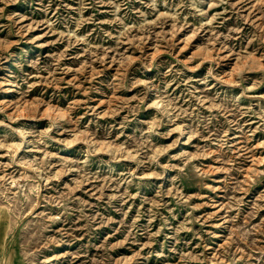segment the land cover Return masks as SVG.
<instances>
[{
	"label": "rangeland",
	"instance_id": "rangeland-1",
	"mask_svg": "<svg viewBox=\"0 0 264 264\" xmlns=\"http://www.w3.org/2000/svg\"><path fill=\"white\" fill-rule=\"evenodd\" d=\"M0 230V264H264V0H0Z\"/></svg>",
	"mask_w": 264,
	"mask_h": 264
},
{
	"label": "bare ground",
	"instance_id": "bare-ground-1",
	"mask_svg": "<svg viewBox=\"0 0 264 264\" xmlns=\"http://www.w3.org/2000/svg\"><path fill=\"white\" fill-rule=\"evenodd\" d=\"M3 234V231L0 230V254L4 255V250H5V242H4V238L2 236ZM3 260H4V257H3ZM3 263V262H2Z\"/></svg>",
	"mask_w": 264,
	"mask_h": 264
}]
</instances>
